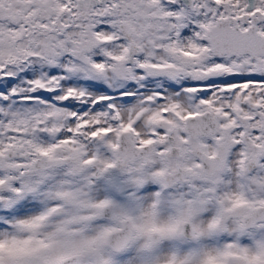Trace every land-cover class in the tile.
Segmentation results:
<instances>
[{
    "label": "snow or ice",
    "instance_id": "obj_1",
    "mask_svg": "<svg viewBox=\"0 0 264 264\" xmlns=\"http://www.w3.org/2000/svg\"><path fill=\"white\" fill-rule=\"evenodd\" d=\"M0 264H264V0H0Z\"/></svg>",
    "mask_w": 264,
    "mask_h": 264
}]
</instances>
